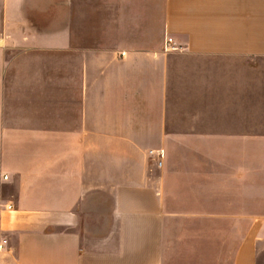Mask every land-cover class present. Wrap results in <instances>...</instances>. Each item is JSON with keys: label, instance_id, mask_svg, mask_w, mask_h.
Wrapping results in <instances>:
<instances>
[{"label": "crops", "instance_id": "1", "mask_svg": "<svg viewBox=\"0 0 264 264\" xmlns=\"http://www.w3.org/2000/svg\"><path fill=\"white\" fill-rule=\"evenodd\" d=\"M181 142H264V0H0V264H264L167 210Z\"/></svg>", "mask_w": 264, "mask_h": 264}, {"label": "rangeland", "instance_id": "2", "mask_svg": "<svg viewBox=\"0 0 264 264\" xmlns=\"http://www.w3.org/2000/svg\"><path fill=\"white\" fill-rule=\"evenodd\" d=\"M163 147L165 157H159L157 164L164 159L160 170L167 179V210L242 216L255 212L258 219L263 218L264 142H181ZM247 222L226 221L224 228L235 224L244 230ZM204 224L214 227L216 223L208 220Z\"/></svg>", "mask_w": 264, "mask_h": 264}, {"label": "built area", "instance_id": "3", "mask_svg": "<svg viewBox=\"0 0 264 264\" xmlns=\"http://www.w3.org/2000/svg\"><path fill=\"white\" fill-rule=\"evenodd\" d=\"M170 42H171V39L167 38L165 46H164L165 50H175L177 48L176 45L170 44ZM156 155L161 158L163 156V151L161 149L157 150ZM158 164H160V161L158 162Z\"/></svg>", "mask_w": 264, "mask_h": 264}]
</instances>
